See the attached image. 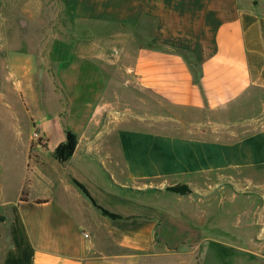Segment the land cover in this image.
I'll use <instances>...</instances> for the list:
<instances>
[{"label":"crops","instance_id":"0c3cea01","mask_svg":"<svg viewBox=\"0 0 264 264\" xmlns=\"http://www.w3.org/2000/svg\"><path fill=\"white\" fill-rule=\"evenodd\" d=\"M260 171L264 0H0V264H260Z\"/></svg>","mask_w":264,"mask_h":264},{"label":"rangeland","instance_id":"374dc122","mask_svg":"<svg viewBox=\"0 0 264 264\" xmlns=\"http://www.w3.org/2000/svg\"><path fill=\"white\" fill-rule=\"evenodd\" d=\"M259 177L260 178L258 180H260V182L257 185H250L249 187H247L245 191L249 199L252 198L254 199V203L258 202L259 199L257 198V196L260 195V210H264V171H260ZM238 195L243 197L246 196L245 194L242 193H238ZM246 202H248V200ZM240 204L241 205L238 208H235V203L230 204L228 200H226L225 203H223L222 205L218 198L215 200V204H214L215 209L213 212L212 225L215 226V230L217 231L216 236L218 238H221L222 236H229V238H231L232 235L234 234V231H237L238 228L235 227L236 226L235 223L237 222L236 211L241 210L243 208L242 205H244L245 203L243 204L240 203ZM249 205H251L250 202ZM227 207H230L232 211L226 217H222L220 213H222L223 209ZM10 214H11L10 207H6V206L0 207V260L4 248L10 242L9 233H8V221L10 219ZM220 226H227L229 234L228 235L219 234V232L221 231V229L219 228ZM262 253H264V251H262ZM217 264H222V263L218 262ZM260 264H264V260L262 258H260Z\"/></svg>","mask_w":264,"mask_h":264},{"label":"trees","instance_id":"16d2710c","mask_svg":"<svg viewBox=\"0 0 264 264\" xmlns=\"http://www.w3.org/2000/svg\"><path fill=\"white\" fill-rule=\"evenodd\" d=\"M75 146V139L71 135H68L66 142L62 143L61 145L58 146L56 150V154L59 159L65 160L68 156L71 155L73 149ZM80 187L83 189V191L86 193V190L82 185ZM168 190L170 191H175V192H180V193H187L189 191L188 187L184 184H177L174 186H169L167 187ZM101 211L111 217H116L117 215L110 213L109 211L101 208Z\"/></svg>","mask_w":264,"mask_h":264},{"label":"built area","instance_id":"2783aa9c","mask_svg":"<svg viewBox=\"0 0 264 264\" xmlns=\"http://www.w3.org/2000/svg\"><path fill=\"white\" fill-rule=\"evenodd\" d=\"M34 136H35L39 141H41V142L44 141V140H43L41 137H39L36 133H34Z\"/></svg>","mask_w":264,"mask_h":264}]
</instances>
